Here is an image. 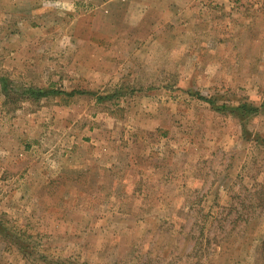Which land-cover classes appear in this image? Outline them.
<instances>
[{"label":"rangeland","instance_id":"rangeland-1","mask_svg":"<svg viewBox=\"0 0 264 264\" xmlns=\"http://www.w3.org/2000/svg\"><path fill=\"white\" fill-rule=\"evenodd\" d=\"M1 79L0 264H264V0H0Z\"/></svg>","mask_w":264,"mask_h":264},{"label":"trees","instance_id":"trees-1","mask_svg":"<svg viewBox=\"0 0 264 264\" xmlns=\"http://www.w3.org/2000/svg\"><path fill=\"white\" fill-rule=\"evenodd\" d=\"M0 84H2V88L5 91L4 96L9 99L10 97L15 96H19L20 98H25L26 100H33V101H39L41 99L50 97V96H56V95H60L61 93L58 91H49L46 89H32V88H28L25 91H23L22 93H18V92H12V91H8V86L6 85V83L1 79L0 80ZM10 90V89H9ZM118 92V91H117ZM115 92V93H117ZM74 93H71V95H73ZM201 100H203L205 103H207L210 107L211 110H213L214 112H217L219 114H223V108L222 107H216L215 103L216 101L213 98L210 99H203L201 98ZM231 111L237 113L238 115L241 116V118H247V117H251V116H257L260 114H264V102H262L260 105L258 106H254V105H250L249 103H239L238 105L231 107ZM0 238L1 239H8L9 236L8 235H4V232L2 230H0Z\"/></svg>","mask_w":264,"mask_h":264}]
</instances>
